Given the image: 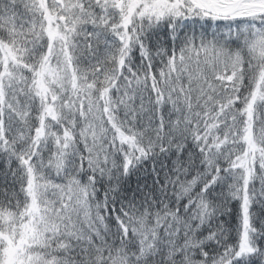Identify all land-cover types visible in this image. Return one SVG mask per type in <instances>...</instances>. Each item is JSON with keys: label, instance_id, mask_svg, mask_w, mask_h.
<instances>
[{"label": "snow or ice", "instance_id": "6c2138e0", "mask_svg": "<svg viewBox=\"0 0 264 264\" xmlns=\"http://www.w3.org/2000/svg\"><path fill=\"white\" fill-rule=\"evenodd\" d=\"M0 264H264V0H0Z\"/></svg>", "mask_w": 264, "mask_h": 264}]
</instances>
